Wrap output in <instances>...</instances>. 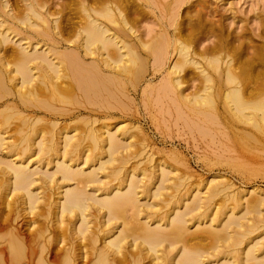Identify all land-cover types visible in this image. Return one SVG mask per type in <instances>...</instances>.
<instances>
[{"label": "bare ground", "instance_id": "bare-ground-1", "mask_svg": "<svg viewBox=\"0 0 264 264\" xmlns=\"http://www.w3.org/2000/svg\"><path fill=\"white\" fill-rule=\"evenodd\" d=\"M49 1L0 0V264H264L263 192L221 176L186 186L162 161L119 176L141 131L83 114L145 83L200 123L220 106L250 128L232 140L246 151L264 136V45L199 11L173 20L187 0L156 34L138 30L134 0Z\"/></svg>", "mask_w": 264, "mask_h": 264}, {"label": "rangeland", "instance_id": "rangeland-1", "mask_svg": "<svg viewBox=\"0 0 264 264\" xmlns=\"http://www.w3.org/2000/svg\"><path fill=\"white\" fill-rule=\"evenodd\" d=\"M10 1L17 2L19 0ZM59 1L61 0H50L49 3L51 2L54 5ZM134 1L135 3L138 2V8L141 9L140 11H143L141 12L143 14V17L137 23L138 30L141 31L143 34L148 30H151L150 33L156 34V32H159L160 30L159 26L163 25L166 28L168 26L170 27L172 18L173 20H177V17L179 16L178 20H180L183 15H185L184 13H186V11H189L190 13L193 11L191 15H194L195 12L197 13L199 11V13L202 12L201 15L203 14L202 17L207 22H210L212 19L213 23L215 21L217 22H215L216 24L214 23L215 25L220 24L224 26L226 31L232 34H240L246 36L251 43L250 46H262L263 48L264 0H187L185 3H183L182 6L178 5L179 9L176 8L177 5L174 2L176 5L175 7L172 0H150L151 4H149V0H141L142 3L140 0ZM49 3L48 5L52 6V4ZM171 7L176 8L175 13V8L172 10ZM144 9L146 13L148 12V15L144 12ZM169 9L170 12H168ZM201 10H204V12ZM171 12L173 14L172 18L170 15ZM144 13L146 15H144ZM165 22L167 23V25ZM168 23H170V25ZM172 28L170 27L168 29L172 30ZM204 42L205 43L203 44H208V42H206L205 40ZM247 52L248 54H251L252 49L247 50ZM146 79H152L150 81V85L155 86L158 84L157 82H159L160 76L158 74H155V76L153 77L147 76ZM193 83L194 84L192 85L196 86L195 84L197 83V81ZM144 86L145 83L137 85V88L135 87L136 91H134V89L131 90V88H129L130 86H126L125 94L131 98H129L131 101L133 100L132 102L130 100L127 101L125 97L124 99L121 98L122 94L117 92L116 96H119L120 98H118L122 102L117 100L118 98H116L115 96V101L113 99H109L110 101H107L108 104L99 106L97 105L98 111L96 110V106L95 109L93 106L92 108L89 107L88 109L87 106L89 105L86 106L85 111L82 110L87 113L83 114L85 116H88L89 119H96V121H94L96 123H92V125H94V128L100 127L101 123L104 125L107 124V126L110 128H113L116 123H122L121 125L123 127H127L128 130L131 132H136V130L138 129L139 131H141V135L138 131V133L136 132L138 135H136L135 139H133L134 141L132 142L137 143L138 146L135 144L137 148L135 147L132 150L133 153L128 156V163H125V165L122 166L123 169L120 172L121 175L119 176L124 175V173L126 172L124 171L125 169L128 170L132 169V167H136L137 171L140 169L144 170L148 169L151 166H154L159 161H162L163 163H166L172 168L176 169L178 171V173L176 171L177 175L184 174L186 175V178L190 177L189 179H186V181H184L186 186L191 185L190 187H193L196 182L205 180L210 176H221L224 180L231 182L235 188H240L244 190L253 188L256 191L264 193L263 135L258 134L257 136H255L257 138V143L253 145V142H248L250 144L249 148L247 145L248 149L244 151L239 148L234 143V141H232L234 139L233 136L239 135L240 132L243 133L242 131H245V133H251L250 128L247 126L244 127L243 125L242 127L239 123H236L227 118V116H225L226 114H221L225 112L223 111V109H221L220 106H217L216 108L217 113L215 119L217 118V120L220 121L218 123L221 125L222 129H219L220 125L215 123L217 122V120L212 123L213 125L207 122L204 123L202 121L200 123V117L199 119H197L198 116L195 118V115H193L192 113L190 114V112L192 111H188L186 107L177 108L164 99V101H156V99H153L155 96L153 93H145V91H142V88ZM141 91L144 93H141ZM185 91L186 92H184V94H189L193 92L194 89L191 86V88L189 87ZM147 94L151 95V97H148ZM116 100L118 101V103L116 102ZM109 103L111 105L110 107L114 110L109 108ZM105 105L108 110L105 108ZM103 108L106 109V112ZM83 114H81V116ZM222 116L223 120H221ZM225 119L229 120V122L227 121V123ZM60 121V124H62L63 121H65L64 123L68 122L67 117H61ZM224 121L226 122L225 124H228L227 126L224 124ZM232 123H236L237 125L235 124L233 126ZM229 124H231L232 126H229ZM198 125L202 127H198ZM229 127L231 131H229ZM235 128L238 129V132L236 131L235 134H231L234 133L233 131L236 130ZM247 128H249V131ZM222 130L224 131L222 132ZM140 138H145V144L147 145L145 148H142L143 146L139 147L140 141L142 142ZM138 149L144 150L140 152ZM52 166L53 165L51 164L49 168L51 169ZM108 177L109 178L103 180L105 184L107 183L110 185L116 183V180H114V178L110 176ZM51 187L52 191L49 190ZM51 187L47 188L46 191H48V194L50 192V194L53 195V190L55 191V186L51 185ZM255 196L254 194L247 195V199L256 198L257 196ZM18 209L20 210L19 207ZM21 211L22 210H20L19 212ZM19 212L17 210V214ZM17 217L18 222L17 220H15V222L18 223V226H22L23 223L27 222V220L29 219V217L24 214V212H21V214L19 213ZM22 227V229H24V226ZM53 230L51 229L52 232ZM56 232L54 231V233Z\"/></svg>", "mask_w": 264, "mask_h": 264}]
</instances>
